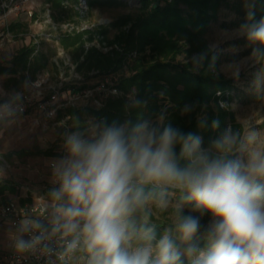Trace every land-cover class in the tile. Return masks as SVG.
<instances>
[{
    "label": "clouds",
    "instance_id": "clouds-1",
    "mask_svg": "<svg viewBox=\"0 0 264 264\" xmlns=\"http://www.w3.org/2000/svg\"><path fill=\"white\" fill-rule=\"evenodd\" d=\"M244 27L258 46L253 52L264 49V18ZM65 147L67 158L53 165L59 187L50 194L51 233L66 241L62 261L79 252V264H184L182 257L188 264H264V133L229 127L205 148L199 135L141 121L127 132L106 127L91 140L72 133ZM177 193L173 226L157 239L146 210L166 211ZM185 204L212 218L203 247L194 243L200 219L184 215ZM45 239L43 231L18 239L16 249H34ZM43 251H50L47 244Z\"/></svg>",
    "mask_w": 264,
    "mask_h": 264
},
{
    "label": "trees",
    "instance_id": "trees-1",
    "mask_svg": "<svg viewBox=\"0 0 264 264\" xmlns=\"http://www.w3.org/2000/svg\"><path fill=\"white\" fill-rule=\"evenodd\" d=\"M65 0H50L52 10L68 11L63 8ZM72 2L76 0H70ZM223 0H139L138 13L125 20H117L114 26L129 23L130 26L119 33L109 44V51H102L96 46L84 50V41L92 40L94 34L106 32L104 24L94 29L62 35L59 44L71 54L77 71L87 76L91 69L99 73L122 69L126 62L128 74L123 73L117 80L118 94L107 96L98 108H76L68 106L59 109L57 118L69 115V120L83 126L84 116L93 115L103 127H123L129 131L133 125L148 121L160 131L171 125L184 133H194L202 137L203 147L210 148L213 137L222 131L223 120L219 122L214 111L209 107L211 99H217L215 92L229 86L220 74L211 72L218 64V54L209 49L202 41V33L209 22L216 17L217 8ZM91 4H120L122 0H89ZM162 2V3H161ZM261 1L252 0L251 13L260 14ZM254 14V16H255ZM27 22L12 21L10 29L25 32ZM118 48H117V47ZM36 44L30 42L17 49L7 63H0V75H7V80L19 84L23 79L34 78L39 70L46 66L48 55L45 52H34ZM134 53V55H132ZM184 53L185 60L177 61L176 56ZM222 99H226L222 96ZM161 115L163 120L156 123ZM214 123L216 126H214ZM177 155L180 147L175 149ZM183 163V161H181ZM16 189L9 183H0V193ZM29 197L25 198L26 200ZM179 203V194L174 196ZM21 201H24L20 199ZM184 215L199 217L201 233L194 243L204 246L203 232L210 215H200L184 205ZM148 227H155L159 239L167 229L150 210ZM137 227L143 223L142 214L137 212L133 217ZM172 227V226H171ZM179 245V241H177ZM183 245H180L183 251ZM188 264L187 257H182Z\"/></svg>",
    "mask_w": 264,
    "mask_h": 264
},
{
    "label": "rangeland",
    "instance_id": "rangeland-1",
    "mask_svg": "<svg viewBox=\"0 0 264 264\" xmlns=\"http://www.w3.org/2000/svg\"><path fill=\"white\" fill-rule=\"evenodd\" d=\"M122 1L120 4L97 5L84 0V11L80 14L74 7L76 1L65 0L66 7L63 8L68 11V15L56 9L51 12L52 19H71L95 27L104 24L106 32L99 42L101 45L105 43L106 46H112L113 44L108 42L114 39L120 28L126 30L130 26L127 23L117 27L112 23L134 17L138 13L139 0ZM260 1L262 13H254L252 20L249 19L251 9L254 10L250 8L252 0L221 1L216 17L209 22L201 35L205 45L218 54L217 67L212 68L211 72L215 75L220 74L227 83H230L224 90L215 92L216 100L209 101V107L217 118L215 123L223 120L222 131L214 135L213 141L229 127L233 131L251 128L258 133H264V49L253 52L254 47L258 46L247 39V29L244 27L264 18V0ZM46 3L51 4L50 0H26L22 7L33 6L35 13L40 15ZM11 20L27 22V30L25 32L12 30L11 39L4 41L0 47V63H7L19 47L32 42L36 44L37 52H45L48 55L46 66L37 74L48 75L52 82L56 80L60 69H65L67 75L70 74V69L64 63L66 54L71 55L70 52L59 44L57 37H41L36 34L50 32L49 24L34 25L22 10ZM32 33L36 34V37H33ZM91 41L98 43L97 39ZM61 48L64 49V54H58V49ZM176 60H185L184 53L178 54ZM128 65L129 62H126L122 69L112 72L109 70L103 74L111 76V80L114 78L118 80L123 73L128 74ZM83 77L88 83L94 81L96 83L102 79V76L96 75ZM27 81L25 78L16 86L7 80V75H0V100L12 99L16 90L27 89ZM222 96L226 99H222ZM36 119L31 115L0 119V183H9L16 189L15 192L6 190L0 193V206L9 199L26 201L25 198L29 197L27 199L29 200L41 194L45 184H53L55 172L50 161L59 162L67 158L65 144L70 134L80 133L85 139L91 140L97 138L105 129L91 114L84 116L83 126L80 128L65 117L47 124ZM162 120L163 117L159 115L155 122L159 124ZM244 158H247L246 154ZM170 200L166 211L158 210L155 205H149L147 208L166 225L167 229L173 226L177 204L174 196L170 197ZM187 208L192 210L191 206ZM211 219L210 217L207 221V226ZM21 238L25 240L21 230L12 227L7 220L0 217V251L16 249V242Z\"/></svg>",
    "mask_w": 264,
    "mask_h": 264
},
{
    "label": "built area",
    "instance_id": "built-area-1",
    "mask_svg": "<svg viewBox=\"0 0 264 264\" xmlns=\"http://www.w3.org/2000/svg\"><path fill=\"white\" fill-rule=\"evenodd\" d=\"M24 1L26 0H0V47L4 41H9L13 36L10 29L11 19L17 17L20 10L27 15L29 21L34 25H40V23L49 24L50 32L41 34L36 32L41 37H57L59 41V37L62 35L95 28V25L81 24L71 19L53 20L50 3H46L42 13L37 15L33 6L22 7ZM62 5L66 7L64 1ZM84 6V0H76L74 5L75 10L79 11L80 14L84 11ZM36 34L32 33L31 35L36 37ZM101 37V35L94 34L93 39L98 40L97 44L91 40H85L84 50H87L90 46H96L104 52L109 51L112 46H106L105 43L101 45L99 42ZM34 52H37L36 47ZM58 54H64V49H58ZM64 63L70 69V74L67 75L65 69H60L56 80L53 82L44 73L36 74L34 78H28V87L25 91L12 99L0 100V119L31 115L37 118V121L41 120L47 124L48 122H56L59 109L68 106L98 108L107 96L118 94L116 78L111 80V76H105V74L99 73V70L91 69L88 72V77H95L96 75L102 76V79L96 83L95 81L88 83L85 81L83 74L76 70L75 63L71 60V55L66 54ZM64 117L69 120V115H64L62 118ZM56 163L58 162L50 161L51 166ZM58 187L59 182L55 175L53 184H45L41 194L33 196L26 201L9 199L0 206V217L3 220H7L12 227L19 230L23 227L28 229L27 231L21 230L25 240H29L32 236L40 235L42 231L46 237L42 244L31 250L24 252H20L17 249L0 251V264H79L78 258L82 255L79 252L75 254L71 261L67 259L62 261L59 258L64 250L66 241L62 240L58 233H51L54 202L50 194L53 189ZM36 223L42 225L43 228L37 229L34 226ZM44 244L48 245L50 251H43Z\"/></svg>",
    "mask_w": 264,
    "mask_h": 264
},
{
    "label": "crops",
    "instance_id": "crops-1",
    "mask_svg": "<svg viewBox=\"0 0 264 264\" xmlns=\"http://www.w3.org/2000/svg\"><path fill=\"white\" fill-rule=\"evenodd\" d=\"M13 22L14 21H19V22H21L20 20H12ZM16 86H17V84H16ZM26 90V88H24V89H19V90H16V92H15V95L14 96H16V95H18L19 93H21V92H23V91H25Z\"/></svg>",
    "mask_w": 264,
    "mask_h": 264
}]
</instances>
